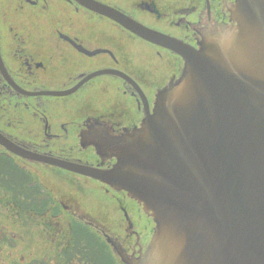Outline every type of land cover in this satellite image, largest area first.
Listing matches in <instances>:
<instances>
[{"label":"flooded vegetation","instance_id":"obj_1","mask_svg":"<svg viewBox=\"0 0 264 264\" xmlns=\"http://www.w3.org/2000/svg\"><path fill=\"white\" fill-rule=\"evenodd\" d=\"M94 1L194 49L234 26L233 0ZM182 70L176 54L76 0H0V136L34 158L111 170L117 160L109 144L140 127L158 91ZM33 157L0 145L1 221L37 219L39 229L27 232L107 236L132 262L145 264L154 224L136 201ZM14 172L38 193V210L16 213ZM55 249L61 256L62 246L44 245L41 257L56 258Z\"/></svg>","mask_w":264,"mask_h":264},{"label":"water","instance_id":"obj_2","mask_svg":"<svg viewBox=\"0 0 264 264\" xmlns=\"http://www.w3.org/2000/svg\"><path fill=\"white\" fill-rule=\"evenodd\" d=\"M183 61L140 127L107 147L108 171L30 156L123 191L153 220L145 264H264V0H233L234 26L194 49L94 0H76ZM121 264H138L110 237Z\"/></svg>","mask_w":264,"mask_h":264},{"label":"trees","instance_id":"obj_3","mask_svg":"<svg viewBox=\"0 0 264 264\" xmlns=\"http://www.w3.org/2000/svg\"><path fill=\"white\" fill-rule=\"evenodd\" d=\"M2 164L0 163V167ZM11 187L15 199L16 213L23 214L26 207L33 211L39 209L36 198L38 193L28 189L22 184L23 179L17 172L10 175ZM7 221L0 220V253L4 249L13 250L17 245L27 246L37 241V244L62 246L61 256L55 249L52 254L57 257L42 258L36 256L29 262H25L24 256L13 258L7 264H121L118 258L113 255L109 246L104 240L93 232H27L28 228L39 229V221L31 219L26 221L22 218L11 222L17 224L19 229L13 228L8 232L4 226ZM51 256V254H50Z\"/></svg>","mask_w":264,"mask_h":264},{"label":"rangeland","instance_id":"obj_4","mask_svg":"<svg viewBox=\"0 0 264 264\" xmlns=\"http://www.w3.org/2000/svg\"><path fill=\"white\" fill-rule=\"evenodd\" d=\"M86 212L91 215L93 214V210H91V208H88ZM4 224L8 232H12L13 228L19 229L17 224L11 225L10 221H7ZM107 245L109 246L111 250V246L109 244ZM42 246H44V244L38 245L37 241H35L33 244H30V245L27 244V246H24V247L21 245H17V247L13 250L4 249L0 253V264H7L9 260H12L13 258H19V256H24L26 259L25 262H29L30 260L34 259L36 256L41 257V247ZM121 250L123 254H125L122 248ZM113 255H115L118 258V255H116L115 253H113Z\"/></svg>","mask_w":264,"mask_h":264}]
</instances>
